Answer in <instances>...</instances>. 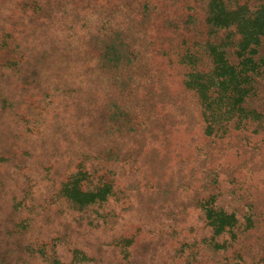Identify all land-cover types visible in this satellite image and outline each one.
<instances>
[{
  "label": "rangeland",
  "instance_id": "rangeland-1",
  "mask_svg": "<svg viewBox=\"0 0 264 264\" xmlns=\"http://www.w3.org/2000/svg\"><path fill=\"white\" fill-rule=\"evenodd\" d=\"M0 264H264V0H0Z\"/></svg>",
  "mask_w": 264,
  "mask_h": 264
}]
</instances>
